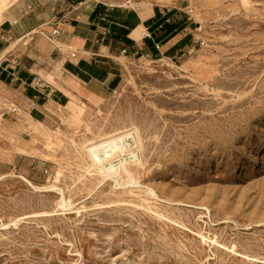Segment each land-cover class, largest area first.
I'll return each mask as SVG.
<instances>
[{
	"label": "rangeland",
	"instance_id": "1",
	"mask_svg": "<svg viewBox=\"0 0 264 264\" xmlns=\"http://www.w3.org/2000/svg\"><path fill=\"white\" fill-rule=\"evenodd\" d=\"M129 2L187 7L196 49L127 60L109 99L18 139L0 126L17 166L0 177V264H264V0ZM122 135L132 151L107 176L87 148Z\"/></svg>",
	"mask_w": 264,
	"mask_h": 264
},
{
	"label": "crops",
	"instance_id": "2",
	"mask_svg": "<svg viewBox=\"0 0 264 264\" xmlns=\"http://www.w3.org/2000/svg\"><path fill=\"white\" fill-rule=\"evenodd\" d=\"M198 28L178 2L140 9L129 0H0L4 134L30 133L74 102L109 99L127 60L182 57L196 49ZM8 152L0 150V177L17 169Z\"/></svg>",
	"mask_w": 264,
	"mask_h": 264
},
{
	"label": "bare ground",
	"instance_id": "3",
	"mask_svg": "<svg viewBox=\"0 0 264 264\" xmlns=\"http://www.w3.org/2000/svg\"><path fill=\"white\" fill-rule=\"evenodd\" d=\"M150 2V4L154 1V0H148ZM145 4V3H144ZM150 4H148L150 6ZM147 5V6H148ZM146 6V7H147ZM152 6V4H151ZM148 8V7H147ZM149 9V8H148ZM170 65V64H169ZM173 65V64H172ZM130 137L122 135V136H117V137H113L110 140H104L100 143L97 144H92L87 148V153L90 157L91 162L93 163V165L95 167H97L99 170H101L104 174L111 175L114 174V167L111 165V161L113 159H116L119 157L120 154H126L127 152H131L128 151V148L125 149L124 147V142L125 140ZM135 159V156H134ZM133 159V161H134ZM138 159V156H137ZM107 165H111L109 168L107 167ZM121 166V165H120ZM124 166V165H123ZM118 168V167H117ZM124 171L127 173L128 170L124 167ZM105 177V176H104ZM131 177V176H130ZM112 178V177H111ZM117 178V177H116ZM133 181V180H132ZM28 182V181H27ZM119 183V182H118ZM117 183V184H118ZM135 184V183H134ZM120 185V184H118ZM136 185V184H135ZM134 186V185H133ZM152 193V192H151ZM149 192V194H151ZM152 195V194H151ZM64 196V195H63ZM153 197V196H152ZM64 199V198H63ZM65 200H63V204L61 205L62 208H66V204L64 202Z\"/></svg>",
	"mask_w": 264,
	"mask_h": 264
},
{
	"label": "built area",
	"instance_id": "4",
	"mask_svg": "<svg viewBox=\"0 0 264 264\" xmlns=\"http://www.w3.org/2000/svg\"><path fill=\"white\" fill-rule=\"evenodd\" d=\"M58 32L56 31L54 34H57ZM13 111L15 112V108H13Z\"/></svg>",
	"mask_w": 264,
	"mask_h": 264
}]
</instances>
